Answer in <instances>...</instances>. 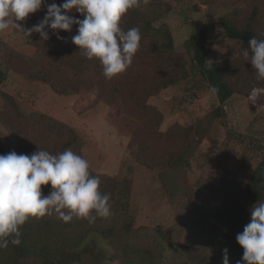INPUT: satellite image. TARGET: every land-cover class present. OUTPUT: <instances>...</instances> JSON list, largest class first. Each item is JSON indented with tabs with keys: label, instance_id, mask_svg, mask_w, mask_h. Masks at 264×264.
<instances>
[{
	"label": "trees",
	"instance_id": "obj_1",
	"mask_svg": "<svg viewBox=\"0 0 264 264\" xmlns=\"http://www.w3.org/2000/svg\"><path fill=\"white\" fill-rule=\"evenodd\" d=\"M154 1L149 0L144 4L141 0L139 7L128 10L122 16L119 23L123 30L133 27L140 29V47L132 64L111 79L103 75V66L98 58L88 59L71 42L78 28L74 24L71 32L60 30L63 40L57 39L47 26L50 37L47 41L42 40L39 33L33 32L31 36L25 34L28 43L35 47L32 55H15L9 49L0 47V84L7 77L8 70H12L26 78L48 84L61 95H82L81 91L85 89L108 105L114 104L120 96L132 98L138 103L146 102L156 92L178 82V78L170 74L169 69L167 73L154 77V74L142 68L147 56L154 60V52L163 54L164 62L166 55L169 56L174 50L169 29L164 25L160 28L154 25L162 16V13L154 12V8H148L154 6ZM46 2L59 5L64 0ZM46 10V5H42L40 10L30 14L20 24L25 29L31 28L43 19ZM68 14L83 19V14L74 10ZM220 24L226 37L241 42L242 52L249 50L250 59L248 40L253 36L264 39V0H252L242 18L235 20L224 16ZM206 36L207 30L202 28L190 39L188 49L193 53L191 66L215 88L222 105L235 94L250 97L264 91V80L257 78L256 71L243 55L241 60L209 61ZM130 86L140 87L131 90ZM223 111L222 107L218 108L219 115ZM0 122L13 136L16 148L26 155L30 156L38 150L56 155L71 149L84 157V144L73 127L46 113H23L15 97L1 89ZM165 135L169 137V134ZM0 154H7L1 141ZM161 159L162 162L160 158L154 159V163L141 158L139 161L155 169L162 164L167 165V158ZM89 171L99 177V190L110 194V215L97 216L92 222L76 216L64 222L55 213L51 216L30 217L20 227L21 243L18 246L9 243L6 249H0V264H18L21 259L29 257L40 258L42 264H222L224 248L228 249L229 264H236L243 255V248L236 241V235L250 222V208L264 202V152L245 186H241L235 176L223 168L221 175L215 177V183L211 185L207 199L202 204L209 207L210 202L216 206L206 212L200 209L198 200L197 208L188 212L182 202L178 201L177 194L183 200L192 198H187L188 194L181 186L170 185L168 193L178 217L180 235L171 243L162 235V229L158 228L157 243L154 248L146 249L127 240V236L135 231L133 220L126 217L129 210L128 181L91 169ZM42 191L48 195L51 189L44 185ZM121 215L127 220L118 227L112 220Z\"/></svg>",
	"mask_w": 264,
	"mask_h": 264
},
{
	"label": "rangeland",
	"instance_id": "obj_2",
	"mask_svg": "<svg viewBox=\"0 0 264 264\" xmlns=\"http://www.w3.org/2000/svg\"><path fill=\"white\" fill-rule=\"evenodd\" d=\"M251 2L156 0L154 6H148L162 13L154 25L169 29L174 50L164 62L163 54L154 52V60L147 56L142 68L154 77L169 69L178 82L156 92L144 103L120 96L108 105L85 89L82 95H61L48 84L12 70H8L0 84L1 90L15 97L23 113H46L73 127L81 136L82 154L91 170L128 181L126 217L133 220L135 230L127 236L128 242L154 248L158 228L171 243L179 237L178 217L168 193L170 185L181 186L187 198H192L183 200L177 194L188 212L197 208V200L206 212L216 206L210 202L209 207L202 204L223 168L241 186L253 176L264 152V91L250 97L235 94L222 105L215 88L191 66L193 53L188 49L193 35L206 28L209 61L241 60V42L224 35L220 19L242 18ZM0 47L15 55L35 52L25 32L16 29L0 32ZM219 107L224 110L221 115ZM0 141L7 153L14 150L26 154L16 148L13 136L1 122ZM163 157L167 158V165L155 169L139 161L141 158L154 163V159L160 158L162 162ZM124 217L118 216L112 222L121 225L127 220ZM18 264L42 261L29 257Z\"/></svg>",
	"mask_w": 264,
	"mask_h": 264
},
{
	"label": "clouds",
	"instance_id": "obj_3",
	"mask_svg": "<svg viewBox=\"0 0 264 264\" xmlns=\"http://www.w3.org/2000/svg\"><path fill=\"white\" fill-rule=\"evenodd\" d=\"M142 2L147 4L149 0ZM140 3L141 0H64L58 5L47 4L46 0H0V32L16 29L28 36L35 32L47 41V26L57 39L63 40L60 30L71 32L73 25H78L71 42L88 59L98 58L103 75L111 79L132 64L140 47V29L125 31L119 23L128 10ZM42 5L47 10L38 24L25 29L18 23ZM73 10L83 14V19L68 14ZM248 45L250 59L248 49L242 55L251 63L257 78L264 80V39L253 36ZM89 169V162L71 149L56 155L42 150L30 156L14 150L0 154V249H6L9 243H21L20 227L30 217L55 213L64 222L71 221L73 216L92 222L97 216L110 215V194L99 190L100 179ZM44 185L51 186L48 195L42 191ZM250 215V222L236 235L243 248L242 258L236 264H264V202L254 204ZM222 264H229L227 248L222 250Z\"/></svg>",
	"mask_w": 264,
	"mask_h": 264
}]
</instances>
